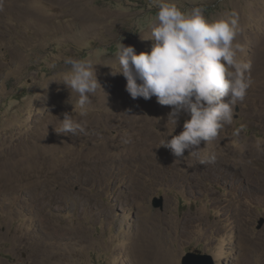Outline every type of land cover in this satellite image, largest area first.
Returning a JSON list of instances; mask_svg holds the SVG:
<instances>
[{"label":"rangeland","instance_id":"rangeland-1","mask_svg":"<svg viewBox=\"0 0 264 264\" xmlns=\"http://www.w3.org/2000/svg\"><path fill=\"white\" fill-rule=\"evenodd\" d=\"M159 2L26 0L22 22L0 15V264H134V245L165 234L173 264L187 253L264 264V0H163L202 6L210 22L235 10L253 80L233 122L179 159L159 146L188 117L174 128L170 106L133 99L116 59L120 42L151 51ZM68 57L90 61L101 85L83 117L63 83ZM66 114L87 134H58ZM27 156L50 171L28 180ZM177 223L190 227L182 237Z\"/></svg>","mask_w":264,"mask_h":264},{"label":"clouds","instance_id":"clouds-1","mask_svg":"<svg viewBox=\"0 0 264 264\" xmlns=\"http://www.w3.org/2000/svg\"><path fill=\"white\" fill-rule=\"evenodd\" d=\"M157 7L149 38L151 51L137 54L133 46L120 42L118 73L125 77L126 91L133 99L155 96L160 105L171 107L167 124L175 128L182 114L188 117L183 130L159 146L179 159L185 150L195 154L202 141L211 142L225 124L233 122L237 102L244 100L253 83L251 63L238 58L244 47L236 41L239 15L235 10L210 22L202 6L181 10L175 3L161 0ZM64 63L70 69L64 73L63 83L78 93L77 106L83 117L92 103L90 94L101 88L94 65L72 57ZM86 126V121L66 114L55 131L75 136L87 134ZM239 131L237 128L233 134Z\"/></svg>","mask_w":264,"mask_h":264},{"label":"bare ground","instance_id":"bare-ground-1","mask_svg":"<svg viewBox=\"0 0 264 264\" xmlns=\"http://www.w3.org/2000/svg\"><path fill=\"white\" fill-rule=\"evenodd\" d=\"M25 2H26V0H0V15L3 14L4 12H7L8 11V12H10V14H12L13 16H15L18 19H20L21 22H22V20H25L27 18V15H28V14L26 15L27 12L25 13V7H26L25 6ZM7 3H8V5H6ZM55 145H56V143H55ZM34 153H36V152H34ZM40 156H42V155H40ZM27 157L30 160L28 162H31L30 164H28V163L27 164L28 165H32V168H31V166L28 167L29 170L31 168L30 173L28 175V180L32 179V177H35V176L40 178L42 176V174L44 173V170L47 169L45 165H41L40 166V163L41 162L42 163L44 162V157H42V158L41 157H39V158H37V157L29 158V156H27ZM34 163H36L37 165H34ZM4 166H6L5 169L8 168V165L5 164ZM47 170H49V169H47ZM51 173L54 174L55 173V170H51ZM12 189H13V187H12ZM201 220H202V218L200 216H197L196 219L195 218H189L188 220H186L184 222H189L190 221L191 224H192L195 221H201ZM175 227L176 228L174 230H177L176 232H178V234L181 237L190 229L189 226L188 227H185V225L182 226L180 223H177L175 225ZM78 232H80V230ZM79 234H81V232ZM174 235H176V233ZM33 238L36 239V237H33ZM167 243H168V239H167V236L165 234L164 236H159L158 237L157 243H155V241H154L153 244H149V245L148 244L147 245L146 244H137V245H134V248H133V252H134V256H133V258H134V264H173L175 262V256H176V254H175V252L171 251L167 247ZM41 248H42V246H41ZM37 250H38V248H37ZM33 251H34V249H33ZM37 252H39V250ZM42 252H44V251H42ZM45 253H46V251H45ZM131 254H133V253H131ZM44 255H46V254H44ZM32 256H34V255H32ZM36 256L37 257H34V264H45V261L42 260L43 258H41L42 255L36 254ZM56 257H57V255H56ZM56 257H52V258L53 259H56ZM246 264H250V263L247 262Z\"/></svg>","mask_w":264,"mask_h":264},{"label":"water","instance_id":"water-1","mask_svg":"<svg viewBox=\"0 0 264 264\" xmlns=\"http://www.w3.org/2000/svg\"><path fill=\"white\" fill-rule=\"evenodd\" d=\"M236 111H238L236 109ZM154 208H162L163 200L158 199L153 204ZM263 221L259 222L258 229L263 225ZM181 264H214L213 259L209 255H201L196 253H187L181 260Z\"/></svg>","mask_w":264,"mask_h":264}]
</instances>
